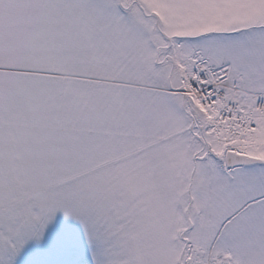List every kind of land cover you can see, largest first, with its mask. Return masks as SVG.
<instances>
[{
    "label": "snow or ice",
    "instance_id": "6c2138e0",
    "mask_svg": "<svg viewBox=\"0 0 264 264\" xmlns=\"http://www.w3.org/2000/svg\"><path fill=\"white\" fill-rule=\"evenodd\" d=\"M0 264H264V0H0Z\"/></svg>",
    "mask_w": 264,
    "mask_h": 264
}]
</instances>
